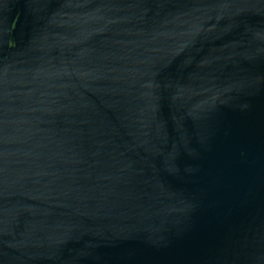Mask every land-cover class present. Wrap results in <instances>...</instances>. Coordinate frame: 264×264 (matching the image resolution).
Returning <instances> with one entry per match:
<instances>
[{"label":"water","instance_id":"obj_1","mask_svg":"<svg viewBox=\"0 0 264 264\" xmlns=\"http://www.w3.org/2000/svg\"><path fill=\"white\" fill-rule=\"evenodd\" d=\"M0 264H264V0H0Z\"/></svg>","mask_w":264,"mask_h":264}]
</instances>
